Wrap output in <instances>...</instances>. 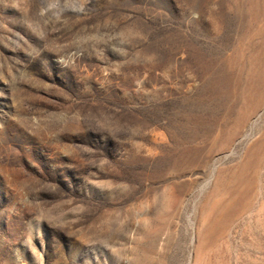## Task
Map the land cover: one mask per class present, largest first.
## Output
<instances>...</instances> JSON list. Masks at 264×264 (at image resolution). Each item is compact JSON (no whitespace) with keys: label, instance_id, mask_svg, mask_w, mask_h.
I'll return each instance as SVG.
<instances>
[{"label":"rangeland","instance_id":"obj_1","mask_svg":"<svg viewBox=\"0 0 264 264\" xmlns=\"http://www.w3.org/2000/svg\"><path fill=\"white\" fill-rule=\"evenodd\" d=\"M0 264H264V0H0Z\"/></svg>","mask_w":264,"mask_h":264}]
</instances>
